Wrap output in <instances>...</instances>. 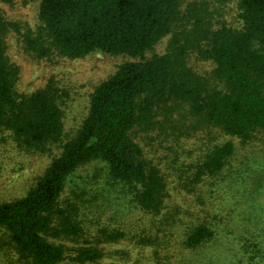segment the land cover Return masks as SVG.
Segmentation results:
<instances>
[{"label": "trees", "instance_id": "1", "mask_svg": "<svg viewBox=\"0 0 264 264\" xmlns=\"http://www.w3.org/2000/svg\"><path fill=\"white\" fill-rule=\"evenodd\" d=\"M183 1L41 0L39 20L46 39L25 40L27 49L40 58L52 51L68 59L101 52L139 61L122 64L96 88L79 131L34 187L20 199L0 203L2 264L64 261L65 248L55 241L75 242L82 235L78 208L64 199V191L70 176L91 162L103 164L108 185L128 190L135 208L152 216L157 231L144 232L136 244L154 247L160 234L166 237L174 229L181 230L182 248L191 253L216 239L211 222L190 219L182 228L177 209L162 215L166 181L144 161L129 133L148 128L157 108L168 102L187 105L191 116L242 141L264 131V0L239 1L240 30L199 29L182 44L174 34L165 55L145 59V53L173 31ZM6 26L0 16V131L9 132L20 149L43 154L61 140L62 111L50 86L30 95L15 94L18 71L5 55ZM198 41L204 43L197 49L200 58L215 66L205 75L187 63L188 51ZM233 152L231 142L215 146L184 180L197 185L219 174ZM127 238L120 230H101L96 245L78 249L72 261L95 264L104 256L98 245Z\"/></svg>", "mask_w": 264, "mask_h": 264}, {"label": "rangeland", "instance_id": "2", "mask_svg": "<svg viewBox=\"0 0 264 264\" xmlns=\"http://www.w3.org/2000/svg\"><path fill=\"white\" fill-rule=\"evenodd\" d=\"M239 1H183L173 31L144 58L165 55L174 34L182 44L184 37L193 38L199 29L240 30ZM40 4L41 0H0V16L7 24L5 55L18 71L14 86L17 96L30 95L46 86L56 93L63 134L58 143L41 154L20 149L9 132L0 131V203L20 199L34 187L62 146L79 131L96 88L122 64L139 61L101 52L68 59L52 51L49 57L40 58L25 43L28 38L46 39L39 20ZM203 44L198 41L189 49L187 63L205 75L215 66L200 58L197 49ZM129 137L142 150L144 161L159 170L166 181L168 196L162 215L177 209L184 220L182 228L190 219L211 222L216 239L194 253L182 248L181 230L175 229L171 235L165 233L166 237L160 234L154 247L136 244L139 237L146 236L144 232L157 231L152 227V216L135 208L128 190L108 185L103 164L91 162L70 176L64 191V199L78 208L76 220L82 235L75 242L55 241L65 248L60 264H75L72 258L76 251L94 247L101 230H120L128 238L98 245L104 256L95 264H264V131L242 141L191 116L187 105L168 102L157 108L148 128H135ZM226 142L233 144L234 152L224 169L189 186L184 179L196 172L215 146Z\"/></svg>", "mask_w": 264, "mask_h": 264}]
</instances>
